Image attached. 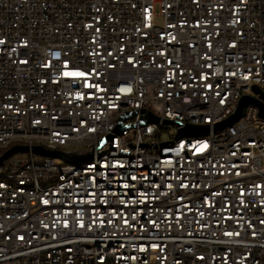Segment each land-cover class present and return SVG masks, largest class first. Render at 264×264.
Listing matches in <instances>:
<instances>
[{
    "label": "built area",
    "instance_id": "obj_1",
    "mask_svg": "<svg viewBox=\"0 0 264 264\" xmlns=\"http://www.w3.org/2000/svg\"><path fill=\"white\" fill-rule=\"evenodd\" d=\"M261 95L264 0H0V264H264Z\"/></svg>",
    "mask_w": 264,
    "mask_h": 264
},
{
    "label": "water",
    "instance_id": "obj_2",
    "mask_svg": "<svg viewBox=\"0 0 264 264\" xmlns=\"http://www.w3.org/2000/svg\"><path fill=\"white\" fill-rule=\"evenodd\" d=\"M253 91L258 93L257 88H253ZM261 98L264 100L263 95H261ZM250 105L256 106L259 109V116L262 119H264V105L258 103L252 98L243 97L239 101V105H238V109L236 113L230 118H228L227 120H225L224 122L216 125L214 129L220 130V129H223L225 127L232 125L233 123H236L243 116L245 109ZM150 121L157 122V119L155 117H150ZM164 123L171 124L170 121H165ZM208 131H209L208 126H201V127L186 126L178 131L176 140L181 139L183 137L206 136L208 134ZM28 151H29L28 147L19 146V145L13 146L0 156V165H2V163L5 160H7L9 157H11L12 155L19 154V153H27ZM32 152L39 156L56 158V159L65 160V161H69L73 163L82 162L90 157V155H86L82 157L67 156L58 151L44 150L41 147H33Z\"/></svg>",
    "mask_w": 264,
    "mask_h": 264
},
{
    "label": "rangeland",
    "instance_id": "obj_3",
    "mask_svg": "<svg viewBox=\"0 0 264 264\" xmlns=\"http://www.w3.org/2000/svg\"><path fill=\"white\" fill-rule=\"evenodd\" d=\"M167 138H169V134H167V133H164L162 136H161V139L162 140H165V139H167ZM60 163H62V161L61 160H58Z\"/></svg>",
    "mask_w": 264,
    "mask_h": 264
},
{
    "label": "snow or ice",
    "instance_id": "obj_4",
    "mask_svg": "<svg viewBox=\"0 0 264 264\" xmlns=\"http://www.w3.org/2000/svg\"><path fill=\"white\" fill-rule=\"evenodd\" d=\"M65 75H83V73H65ZM47 203V201H45Z\"/></svg>",
    "mask_w": 264,
    "mask_h": 264
},
{
    "label": "trees",
    "instance_id": "obj_5",
    "mask_svg": "<svg viewBox=\"0 0 264 264\" xmlns=\"http://www.w3.org/2000/svg\"><path fill=\"white\" fill-rule=\"evenodd\" d=\"M4 152H6V150H0V156H1Z\"/></svg>",
    "mask_w": 264,
    "mask_h": 264
}]
</instances>
